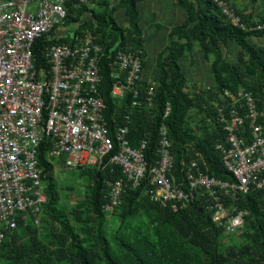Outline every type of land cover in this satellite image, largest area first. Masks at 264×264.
Returning <instances> with one entry per match:
<instances>
[{
    "label": "trees",
    "instance_id": "obj_1",
    "mask_svg": "<svg viewBox=\"0 0 264 264\" xmlns=\"http://www.w3.org/2000/svg\"><path fill=\"white\" fill-rule=\"evenodd\" d=\"M89 1L94 3L95 9L69 0L68 17L63 25L79 22L85 13L92 14L77 32L90 30L103 46L100 92L107 106L106 119L111 134L114 135L118 125L124 124V116L128 115L131 146L137 148L146 141V159L153 166L158 159L160 129L165 126L174 156L172 175L177 185L188 188L184 171L192 159H197L211 177L233 183L234 177L225 170L215 150L216 142L224 138L216 117V104L225 107L231 103L226 92L238 95L241 91H250L259 104L264 105V42L255 46L252 40L264 38V32H244L233 27L213 0H176L187 9V20L172 30L169 46L158 57L153 105L149 107L142 101L134 108L131 95L122 102L112 97L110 56L116 48L145 52L138 12L142 0H119L118 6L125 9L129 19L127 26L114 19L116 7L111 0ZM224 1L230 5V0ZM250 1L262 5V14L257 18L264 22V0ZM244 21L252 23V20ZM229 42L238 48L234 61L224 52ZM58 43H70V40L45 36L36 42L37 64H45V48ZM196 48L207 60H212L213 85H188L180 62L185 56H192ZM142 84L143 91L148 83L143 79ZM167 104L171 112L164 118ZM193 110L205 116L198 128L202 136L191 125ZM49 150L50 138L46 137L40 145L38 159L44 168L48 198L42 218L47 234L43 237L40 226L34 225L19 227L8 234L0 245V264H264L263 192L250 191L226 200L228 205L246 214L247 232L240 248L220 250L224 233L212 221L206 196L199 194L195 201L174 213L149 200L147 193L153 190L149 180L140 187H128L121 208L113 213L119 228L110 236L107 217L111 215L105 213L102 206L109 190L107 182L122 177L120 170L114 173L96 168L75 171L86 181L85 195L83 203L75 206L70 214L59 205L61 195ZM71 216L77 226L72 224Z\"/></svg>",
    "mask_w": 264,
    "mask_h": 264
},
{
    "label": "built area",
    "instance_id": "obj_2",
    "mask_svg": "<svg viewBox=\"0 0 264 264\" xmlns=\"http://www.w3.org/2000/svg\"><path fill=\"white\" fill-rule=\"evenodd\" d=\"M68 1L0 0V245L19 227L43 223L48 198L38 155L46 137L50 138V161L60 163L65 171L120 170L122 177L107 182L102 208L108 215L121 207L128 187L137 188L149 180L151 202L176 213L201 194L208 198L207 208L216 227L225 234L237 232L246 214L226 200L250 191L264 193V105L250 91L226 92L231 103L216 104L224 138L216 142L215 150L234 177L233 183L211 177L192 159L184 171L188 188L177 185L165 126L160 129L158 159L153 166L146 159V141L137 148L131 146L128 115L111 134L100 92L104 50L90 30L67 35L70 43L46 47L45 64H37L34 46L45 36L52 38L50 34L63 26ZM213 1L233 27L264 32V22L258 18L248 24L224 0ZM110 58L112 97L122 102L131 95L132 107L142 101L151 107L155 85L147 81L142 91L143 52L116 48ZM170 112L167 104L164 118Z\"/></svg>",
    "mask_w": 264,
    "mask_h": 264
},
{
    "label": "crops",
    "instance_id": "obj_3",
    "mask_svg": "<svg viewBox=\"0 0 264 264\" xmlns=\"http://www.w3.org/2000/svg\"><path fill=\"white\" fill-rule=\"evenodd\" d=\"M114 11V19L118 24L127 26L129 19L125 9L118 6L119 0H111ZM87 7H94V3L86 0L83 2ZM139 23L142 30L144 41V63L143 79L156 84L158 80L157 61L159 55L169 46L170 35L174 28L184 24L188 17L187 9L180 5L176 0H142L138 5ZM91 13H85L84 17L79 21L72 23L66 28L57 29L52 38L63 39L67 35L66 29L71 28L70 32L79 31L83 26V21L91 17ZM73 27V28H72ZM70 33V34H71ZM262 43V40H261ZM234 43L229 42L224 49L228 57V49ZM234 49L238 52L237 46ZM212 60H207L204 53L196 48L195 53L187 55L181 60V66L185 73L188 85L210 86L214 84L211 72Z\"/></svg>",
    "mask_w": 264,
    "mask_h": 264
},
{
    "label": "rangeland",
    "instance_id": "obj_4",
    "mask_svg": "<svg viewBox=\"0 0 264 264\" xmlns=\"http://www.w3.org/2000/svg\"><path fill=\"white\" fill-rule=\"evenodd\" d=\"M230 5L236 7L244 19L253 20L262 14L261 13L262 12L261 10L263 9L262 5L260 3L252 4L250 0H230ZM91 8L95 9V5L94 7ZM66 27H67L66 24L62 26V28H66ZM70 29L71 28H67L65 30L66 34L71 33ZM252 40L255 46H258L264 42V38H253ZM233 45L231 48L228 49V53H227L228 54L227 58H229L230 61H234L237 55V52L234 49ZM144 56L145 55L143 52V59ZM151 83L156 85L154 82ZM204 117H205L204 114L201 113L199 115L194 110L191 111L190 113L191 125L200 136H202V132H200L198 128L202 125L203 119H205ZM54 165H55V179L57 181V189L61 195V200L59 205L60 207L64 208L68 213L72 214V210L74 209V207L77 206L78 204H82L84 201L86 181L84 178L80 177L79 172L65 171L64 168H62L61 164L58 162H55ZM148 194L149 193H147V196ZM115 218H116L115 214L107 217V229L110 233V236H112L118 230L120 225L119 222L115 220ZM71 222L74 226H77V223L73 216H71ZM39 229L41 231L42 236L44 237L47 234L45 222H43L40 225ZM246 232H247L246 227L243 226L235 233L232 234L224 233L220 240V250L227 251L230 247L240 248L244 243Z\"/></svg>",
    "mask_w": 264,
    "mask_h": 264
}]
</instances>
